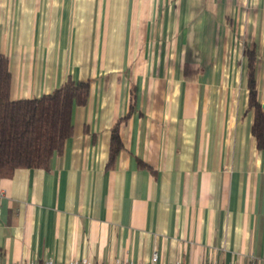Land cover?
I'll use <instances>...</instances> for the list:
<instances>
[{
    "label": "crops",
    "instance_id": "obj_1",
    "mask_svg": "<svg viewBox=\"0 0 264 264\" xmlns=\"http://www.w3.org/2000/svg\"><path fill=\"white\" fill-rule=\"evenodd\" d=\"M246 44L264 111V0H0L13 99L90 81L50 168L0 177V264L264 260Z\"/></svg>",
    "mask_w": 264,
    "mask_h": 264
},
{
    "label": "trees",
    "instance_id": "obj_2",
    "mask_svg": "<svg viewBox=\"0 0 264 264\" xmlns=\"http://www.w3.org/2000/svg\"><path fill=\"white\" fill-rule=\"evenodd\" d=\"M249 109L254 110L252 132L257 147L264 149V111L259 100L256 48L245 47ZM12 71L8 56L0 51V177H11L18 168L49 169L54 154L61 153L74 132V109L88 102L90 81L68 79L53 92L35 98L13 99ZM134 98L127 114L112 129L110 159L114 165L123 148L119 125L134 110ZM141 165L145 163L140 161Z\"/></svg>",
    "mask_w": 264,
    "mask_h": 264
},
{
    "label": "built area",
    "instance_id": "obj_3",
    "mask_svg": "<svg viewBox=\"0 0 264 264\" xmlns=\"http://www.w3.org/2000/svg\"><path fill=\"white\" fill-rule=\"evenodd\" d=\"M18 264H97V263H94V262L89 261L87 259L71 261V262H68V263H60V262L56 261L54 258L48 257V258H45V259H43L41 261L20 262ZM110 264H159V262H158L157 254L154 253L152 255V258L150 259V261L148 263H133L132 261H129V260L125 259V260L117 261L115 263H110ZM169 264H181V263L174 262V263H169ZM208 264H219V263L214 262V263H208ZM230 264H264V260L260 261V260H258L256 258H253L248 263L233 262V263H230Z\"/></svg>",
    "mask_w": 264,
    "mask_h": 264
},
{
    "label": "rangeland",
    "instance_id": "obj_4",
    "mask_svg": "<svg viewBox=\"0 0 264 264\" xmlns=\"http://www.w3.org/2000/svg\"><path fill=\"white\" fill-rule=\"evenodd\" d=\"M246 46H247V47H251V48H255V47H254V44H253V45H247V44H246ZM246 46H245V47H246Z\"/></svg>",
    "mask_w": 264,
    "mask_h": 264
}]
</instances>
